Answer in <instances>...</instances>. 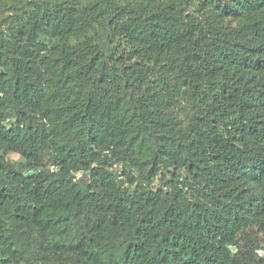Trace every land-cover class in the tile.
<instances>
[{"label": "trees", "instance_id": "16d2710c", "mask_svg": "<svg viewBox=\"0 0 264 264\" xmlns=\"http://www.w3.org/2000/svg\"><path fill=\"white\" fill-rule=\"evenodd\" d=\"M83 1L0 0V264H264V0Z\"/></svg>", "mask_w": 264, "mask_h": 264}, {"label": "rangeland", "instance_id": "374dc122", "mask_svg": "<svg viewBox=\"0 0 264 264\" xmlns=\"http://www.w3.org/2000/svg\"><path fill=\"white\" fill-rule=\"evenodd\" d=\"M47 1H49V2H53V1H56V0H47ZM70 3H72V1L74 2V0H68ZM81 2H86V1H83V0H80ZM191 11H195L196 10V5H192V7H191V9H190ZM7 15L8 14H6V15H4V16H0V25L2 26V29H4L5 28V26L7 25V23L5 22V18L7 17ZM239 71V70H238ZM238 71H235V74L236 75H238L239 74V72ZM248 80H258V83L259 84H261V86L262 85H264V78H262V77H259L258 79H256L255 77H253V76H250V75H248ZM252 83H254V81L252 82ZM182 102H183V105H184V107H185V113H184V115H186V114H190V111H191V103H192V99H190V98H186V96H184V97H182ZM6 123V125L9 123L8 121H6L5 122ZM9 155H10V157H11V159H16V158H18V155H16V154H14V153H9ZM236 250V249H235ZM263 253H264V249H261V251H260V255H263Z\"/></svg>", "mask_w": 264, "mask_h": 264}, {"label": "built area", "instance_id": "2783aa9c", "mask_svg": "<svg viewBox=\"0 0 264 264\" xmlns=\"http://www.w3.org/2000/svg\"><path fill=\"white\" fill-rule=\"evenodd\" d=\"M49 168H50V171H52V172L56 171L58 169V167L55 164L50 165ZM112 168L118 174L119 180H122V179L125 180V175L123 174L124 173V164L123 163H113ZM81 176H82V172L76 173V178H79ZM257 252L260 253V251H257Z\"/></svg>", "mask_w": 264, "mask_h": 264}, {"label": "water", "instance_id": "95a60500", "mask_svg": "<svg viewBox=\"0 0 264 264\" xmlns=\"http://www.w3.org/2000/svg\"><path fill=\"white\" fill-rule=\"evenodd\" d=\"M230 249H231V250H235L236 247H235V246H230Z\"/></svg>", "mask_w": 264, "mask_h": 264}]
</instances>
